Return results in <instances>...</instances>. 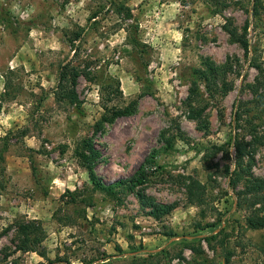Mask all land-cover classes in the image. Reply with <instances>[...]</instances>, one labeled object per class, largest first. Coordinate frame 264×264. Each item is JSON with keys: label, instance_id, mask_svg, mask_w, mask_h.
I'll return each instance as SVG.
<instances>
[{"label": "rangeland", "instance_id": "374dc122", "mask_svg": "<svg viewBox=\"0 0 264 264\" xmlns=\"http://www.w3.org/2000/svg\"><path fill=\"white\" fill-rule=\"evenodd\" d=\"M125 5L139 25V40L148 46L143 54L126 45L122 17L107 0H0V259L10 254L1 264H129L134 257L152 264H224L229 254L230 264H264V231L246 228L248 210L236 195L244 181L233 189L227 174V167H235L229 140L235 133L251 138L245 128L236 129L234 115L238 107L253 106L249 86L257 72L250 60L264 68V0L257 16L250 0H126ZM94 13L98 17L89 21ZM247 19L246 57L222 26L229 20L242 33ZM227 58L234 65L226 78L232 90L210 99L204 83L197 82L199 108L205 110L199 122L189 119L184 101L193 70L204 59L222 65ZM66 63L89 75L77 80L79 107L58 103L53 95ZM117 82L121 94L112 98L105 87ZM133 100L138 102L133 115L94 133L105 107ZM255 113L248 118L264 136V122ZM85 138L100 151L96 173L107 184L128 179L158 151L145 194L158 203L178 202V208L155 221L133 193L117 201L87 191V173L73 154ZM221 146L230 160L216 150ZM253 161L251 173L264 178V144L255 145ZM189 178L205 186L200 207L187 205ZM74 190L91 200L61 198ZM20 219L40 223L45 257L15 251L14 224ZM182 239L200 240L205 255L182 250ZM180 251L185 261L174 259Z\"/></svg>", "mask_w": 264, "mask_h": 264}, {"label": "trees", "instance_id": "16d2710c", "mask_svg": "<svg viewBox=\"0 0 264 264\" xmlns=\"http://www.w3.org/2000/svg\"><path fill=\"white\" fill-rule=\"evenodd\" d=\"M216 1V0H213ZM226 1V0H225ZM252 2V13L254 16L258 15V5L261 0H250ZM109 8L119 17H122V29L126 32V45L132 49L143 54V48H148L138 38L139 25L135 21L131 11L126 7V0H107ZM98 17L97 13L90 16V20H94ZM223 30L228 34L232 43L239 44L244 51V55L247 57L249 53V42L247 39V29L249 28L248 19L242 28V33L238 31L236 27H233L228 20L222 26ZM76 41V39H75ZM73 43V41H71ZM237 62V61H235ZM250 66L257 72L255 77V83L249 86L251 95L253 96L252 107L241 106L238 107L234 117L237 123L236 129H246L248 136L251 137L247 140V137L240 136L235 133L229 140L227 146L232 145L234 149V169L231 171L230 167H227V174L229 176L230 185L233 189L238 187L241 181H244L243 189L236 192L237 198L240 204L245 205L248 210V215L245 218L246 228L252 231H264V178L255 177L251 173L253 166V158L255 153V145L264 144V136H259L257 132L258 125L252 122V118H248L250 111L255 110L254 116L258 120L264 122V68L263 65L257 62L256 59L250 60ZM234 68L233 62L230 58L222 65H215L208 59L202 61V67L194 69L192 73V82L188 91V95L184 101V105L188 110V118L199 122L204 114L205 107L199 108L200 89L197 82H203L206 92L210 99L216 98L217 95L223 97L228 94L233 88V84L227 81L228 74L232 73ZM80 75H84L87 79L88 74L80 70L78 67L72 66L70 63H66L61 66L59 73V80L56 91H53L55 101L61 103L66 101L68 104L76 107L80 106V102L76 93L77 80ZM106 93L112 98H116L117 94H121L119 90V84L112 83L107 85ZM197 104V105H196ZM138 102L137 100L131 101L125 107H110L104 108V113L101 115L100 120L94 125V133L100 132L103 129L104 124H112L116 119L131 116L136 112ZM196 105V106H195ZM245 119V120H244ZM241 122H245L242 125ZM206 124L203 125L202 130H206ZM26 133L24 132L23 135ZM167 146L171 147V141L166 140ZM225 146V145H224ZM224 146L218 147L216 150L223 152L224 157L230 160L229 150ZM74 157L78 165L84 169L87 173L90 187H87V191L90 193H102L105 196L115 199L117 201L122 200V196L133 193L140 205L142 211L146 216L152 218L155 221H161L163 218L172 214V212L178 208V202L172 203H158L153 197L145 194L144 185L148 178V170L156 165V156L158 151L152 150L150 154L140 164L137 171L132 174L128 179L117 180L111 183H104L96 173V164L100 157V151L95 147V142L92 138H85L75 144L73 150ZM186 188V200L188 206L200 207L205 203V186L196 178H189ZM69 198L72 203L78 202V198H81V202H87L91 200L92 196L86 197L78 196V191H66L61 198ZM16 230L17 245L15 246L16 252H34L41 257H45L44 251L41 250L43 230L40 223L37 220H18L14 224ZM173 236V235H171ZM214 239L213 236L210 237ZM210 238H204L209 245ZM196 240V239H195ZM195 240L187 241L181 240L183 249H188L196 257L202 258L205 255L200 245V240L195 244ZM260 251L264 252V245L260 248ZM10 256L9 253H4L0 264ZM230 254L225 255L224 264H230ZM174 259L179 261H185L183 251H180L175 255ZM129 264H152L147 262L146 259H136L135 257L130 260Z\"/></svg>", "mask_w": 264, "mask_h": 264}]
</instances>
